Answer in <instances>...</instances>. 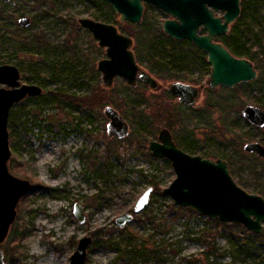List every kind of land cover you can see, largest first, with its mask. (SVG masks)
Listing matches in <instances>:
<instances>
[{
  "label": "rangeland",
  "instance_id": "374dc122",
  "mask_svg": "<svg viewBox=\"0 0 264 264\" xmlns=\"http://www.w3.org/2000/svg\"><path fill=\"white\" fill-rule=\"evenodd\" d=\"M241 7L240 17L218 39L238 56L250 58L258 77L231 88L208 87L200 104L191 107L165 87L175 81L199 86L207 82L211 65L190 51L180 56L182 68L175 66L165 45L180 54L177 42L183 40L158 28L167 17L158 7L148 6L142 23L135 24L122 21L107 0H0V64L17 65L22 83L43 88L41 95L27 96L10 110L9 169L33 186L19 200L0 243L6 264H69L84 235L93 238L85 264H264V233L190 211L162 194L176 171L169 158L153 155L148 147L161 127H168L189 153L226 159L230 171L232 161L242 165L238 174L231 172L237 183L264 196L249 167L250 161H258L256 169L261 168L262 160L243 150L246 141L240 146L230 143L241 133L252 141L264 135L252 129L241 112L249 103L264 107V0H242ZM21 17H29L30 25L23 26ZM81 17L115 23L131 35L139 64L166 85L164 89L154 92L142 81L130 86L121 77L104 87L97 65L106 50L79 23ZM241 31L243 43L235 45ZM147 39L152 44L148 51L141 46ZM174 73L188 79L171 77ZM220 96L234 100L229 125L217 111ZM89 98L91 105H86ZM108 105L130 124L127 136H109L110 119L104 113ZM149 187V204L135 213L136 200ZM77 202L84 223L74 214ZM125 212L134 217L121 227L116 218Z\"/></svg>",
  "mask_w": 264,
  "mask_h": 264
},
{
  "label": "water",
  "instance_id": "95a60500",
  "mask_svg": "<svg viewBox=\"0 0 264 264\" xmlns=\"http://www.w3.org/2000/svg\"><path fill=\"white\" fill-rule=\"evenodd\" d=\"M15 3V0H5ZM114 11L120 13L122 21L141 24L145 10L144 2H150L169 15L162 28L177 40L189 39L206 54L211 65L207 85L234 87L257 78L258 69L247 57H238L223 43L215 41L218 35H225L241 15L242 0H107ZM224 11L222 15L217 14ZM23 26L31 23L29 17H21ZM79 23L92 32L99 46L106 49V57L98 61L97 68L102 72V85L112 87L117 77L126 79L130 86L145 83L152 91L163 89L161 83L148 69L137 61L134 38L122 32L115 23L91 17L79 18ZM201 29L206 33L201 34ZM0 243L8 235L17 214V205L22 196L32 189V182L11 173L8 161L12 150L9 135V115L11 107L27 96H38L43 88L38 84L21 82V71L15 64H0ZM205 85H195L175 81L167 85L168 90L180 102L196 107L200 104ZM242 115L252 125L264 127V107L245 104ZM105 115L110 119L108 134L111 137H125L130 132V124L113 106H106ZM149 149L158 157L172 161L176 177L162 189V194L170 195L176 205L190 207L212 219L241 223L254 233H264V196L251 193L237 183L226 159H213L200 154H191L179 147L168 127H161L158 138L149 141ZM246 152L264 158V144L250 141L244 145ZM153 187L146 189L136 200L134 212L145 209L151 199ZM74 214L81 223L86 220L80 203H75ZM134 213L125 212L116 218L119 226H125ZM93 242L90 235L80 238L70 257L69 264H85L88 249ZM0 264H6L4 251L0 248Z\"/></svg>",
  "mask_w": 264,
  "mask_h": 264
},
{
  "label": "trees",
  "instance_id": "16d2710c",
  "mask_svg": "<svg viewBox=\"0 0 264 264\" xmlns=\"http://www.w3.org/2000/svg\"><path fill=\"white\" fill-rule=\"evenodd\" d=\"M158 28L162 31H163V28L162 26L159 27L158 25ZM243 31H241L240 35L236 34V37L237 39L235 38L234 40V44L235 45H241L243 42L241 41L242 40V37H241V34H242ZM230 35V34H229ZM228 36V35H227ZM177 44H179L181 46V49L183 50L180 54L176 52V49L174 48V46L172 45H165L166 48H168V50L170 51V53L174 56V61L173 63L175 64V66H178L180 69L182 68L181 67V63H180V60H181V55L183 56L185 53H188L190 51H193V52H196L198 54V56L200 55L203 59V61L207 63V60L205 58H207L206 54H204L200 48L196 47L194 44H192V42H190V40H183V41H179L177 42ZM226 45V44H225ZM142 49L145 48L146 51H148V49L152 46L151 42L149 41V39H147V41H145L144 43H142ZM228 47V46H227ZM232 49V48H231ZM233 51V50H232ZM234 53L237 55V52L234 51ZM153 56V55H151ZM251 57H254V55H251ZM250 59V58H249ZM155 64V63H154ZM259 74V73H258ZM262 75V74H261ZM171 77H175L177 79H188L187 76H184V75H181V74H178V73H174L171 75ZM258 77V76H257ZM256 79V78H255ZM260 79V78H259ZM241 84V83H240ZM100 87V85H98V88ZM104 89V88H103ZM62 95V93H61ZM61 98V96H60ZM62 99V98H61ZM232 102L228 101V100H225V98L223 96H220L217 101H216V105L217 107L220 109H217V111H220V119L222 121L223 124L225 125H229V122H228V118H229V111L233 109V106L231 105L234 100L233 99H230ZM91 101V98H89V101L86 102V105H91L90 103ZM234 105V103H233ZM141 113L143 115H145V110L144 108H141L139 107ZM214 110L216 111V107H214ZM156 122V121H154ZM248 122V121H247ZM250 124V123H249ZM229 128V127H228ZM251 128L254 129V130H257V132H261V133H264V127L263 128H258L254 125H251ZM252 136L248 135V134H239V139L238 138H235L233 137L231 140H230V143L232 145H236L238 144L239 146L242 144L243 141H246L245 143H248L251 140ZM236 140L238 142H236ZM255 141V140H254ZM263 144H264V135L260 138V140ZM241 149V148H239ZM243 150L245 151L244 147H243ZM246 152V151H245ZM248 154H254V153H249L247 152ZM257 155V154H256ZM251 158H255V159H260L262 160L261 162L263 163L262 167L259 168V169H256V165L258 164V161H250L249 163V167L252 171V173L254 174V176L257 178L258 182H261L260 184H256V188L257 190L260 192V193H263L264 194V158H261L260 156L259 157H253V156H250ZM260 162V161H259ZM241 167L242 165H238L236 161H232V164H231V172H236L237 174L240 172L241 170ZM181 208V207H179ZM188 210L192 211L193 209H191L190 207L187 208ZM215 222L217 223H221L220 221L218 220H215ZM104 244H101V246H103Z\"/></svg>",
  "mask_w": 264,
  "mask_h": 264
},
{
  "label": "flooded vegetation",
  "instance_id": "af4514ba",
  "mask_svg": "<svg viewBox=\"0 0 264 264\" xmlns=\"http://www.w3.org/2000/svg\"><path fill=\"white\" fill-rule=\"evenodd\" d=\"M144 4H145V9L148 7V6H151V5H153V6H155L154 4H152V3H150V2H144ZM157 7V6H156ZM158 10L160 11V13H166V15H167V17L166 18H168L169 17V15L167 14V12L165 11V10H163V9H161V8H158ZM145 11V10H144ZM128 21V20H127ZM120 29V28H119ZM121 30V29H120ZM122 31V30H121ZM164 31V30H163ZM122 32H124V31H122ZM200 33L201 34H203V33H206V30H204V29H201V31H200ZM220 35H218L216 38H215V41H219V42H222V41H220L219 39H218V37H219ZM184 40V39H183ZM187 40H189V39H187ZM190 42H192V41H190ZM99 44V43H98ZM193 44V43H192ZM195 45V44H194ZM196 46V45H195ZM101 47V46H100ZM196 47H198V46H196ZM103 48V47H102ZM198 48H200V47H198ZM105 49V48H104ZM133 49H134V47H133ZM201 49V48H200ZM230 49V48H229ZM106 50V49H105ZM231 50V49H230ZM201 51L204 53V54H206L202 49H201ZM231 52H233L232 50H231ZM136 53V52H135ZM234 53V52H233ZM235 54V53H234ZM236 55V54H235ZM136 56H137V54H136ZM206 56H207V54H206ZM236 56H238V55H236ZM238 57H241V56H238ZM138 61V60H137ZM208 61V60H207ZM139 63V62H138ZM141 65V64H140ZM142 66V65H141ZM145 68V67H144ZM139 83V82H138ZM145 84V83H144ZM138 85V84H137ZM201 85H205L204 86V88H203V90H202V94H203V92L205 91V89L206 88H208V87H211V86H209V85H207V82H203ZM166 85H164V87H165ZM164 87H163V89H164ZM167 90H168V87H165ZM168 92L171 94V92L168 90ZM172 95V94H171ZM174 98H176L175 96H173ZM201 97H202V95H201ZM178 101H179V99L178 98H176ZM180 102V101H179ZM182 103V102H181ZM173 136V135H172ZM157 138H158V136H157ZM156 138V139H157ZM174 138V137H173ZM175 140V139H174ZM176 141V140H175ZM176 143H177V145L179 146V147H181L182 148V146H180L179 144H178V142L176 141ZM184 149V148H183ZM185 150V149H184ZM186 151V150H185ZM188 152V151H187Z\"/></svg>",
  "mask_w": 264,
  "mask_h": 264
},
{
  "label": "bare ground",
  "instance_id": "6f19581e",
  "mask_svg": "<svg viewBox=\"0 0 264 264\" xmlns=\"http://www.w3.org/2000/svg\"><path fill=\"white\" fill-rule=\"evenodd\" d=\"M50 148H52V146H50ZM47 152H49V156H52L54 154V152L51 149H48Z\"/></svg>",
  "mask_w": 264,
  "mask_h": 264
}]
</instances>
